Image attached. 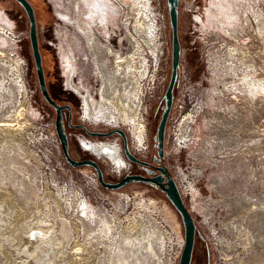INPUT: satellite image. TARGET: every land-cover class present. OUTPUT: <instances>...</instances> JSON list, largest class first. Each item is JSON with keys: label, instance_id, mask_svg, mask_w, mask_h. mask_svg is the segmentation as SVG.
I'll use <instances>...</instances> for the list:
<instances>
[{"label": "rangeland", "instance_id": "obj_1", "mask_svg": "<svg viewBox=\"0 0 264 264\" xmlns=\"http://www.w3.org/2000/svg\"><path fill=\"white\" fill-rule=\"evenodd\" d=\"M29 1L36 11L40 50L48 88L60 100L68 99L67 101L73 106L74 112L78 111L82 96L80 95L79 98L78 94L70 87L71 83L77 84L79 87L82 86L81 88H89L93 93H96L100 78L96 74L94 61L87 50L86 41L68 20L73 17V0ZM149 1H152L150 5L153 7L151 18L154 19V25H158H155V36L153 37V44L157 45L158 50L150 48V45L136 35L144 47L143 50L145 49L147 65L145 73L139 79V83L142 84L140 111L143 112L144 108L149 107L150 104L153 106L147 119L151 123L148 126L151 154L144 158L138 157L147 162L151 161L157 152L154 136L162 115V108L158 109L161 101L159 98L163 97L162 94H165L169 84L172 62L167 0ZM123 7L128 11L123 14V18L128 24H130V20L141 16L138 11V13L130 15L131 5H123ZM178 10L182 55L176 82V97L166 125L163 162L169 168L170 173L176 177L175 181L185 194L183 196L185 203L197 223L192 264H229L230 261L232 262V260L227 261L223 255L222 243L229 242L230 235L219 220L228 219L230 222L237 223L243 218L246 219L245 222L248 226H251L253 222L257 223L254 225L257 230L253 229L257 235L259 234V245L253 248L252 253L247 252L249 256L253 254V261L250 259L251 261H245L244 264L264 263V227H262L264 226V210H261L262 208L257 211L251 209V201L261 207L264 203V0H179ZM59 14L66 15V18ZM116 14L118 18L121 16H119V12ZM0 20V24L5 28L4 32L0 31V146L7 145V148L15 147L17 150V144L21 145L23 155L19 156L22 157L23 162L25 161L30 166L32 157L24 152L32 151L35 143L32 139L33 142L29 141L27 137L30 138V134L34 138L40 136L41 131L44 130L43 122L45 123V121L43 119L46 121L51 119L54 112L46 105L39 90L29 39L27 14L16 1L0 0ZM99 26L96 28L97 32L105 40L107 31H101V26ZM122 32L126 39L124 47L128 46L129 51L128 49L127 51L130 53L134 47L133 40L127 35L125 28ZM62 44L67 45L66 49L68 46L73 47L76 53L82 73L75 78L70 79L71 71L64 62L67 50L61 48ZM150 44L154 48L152 41ZM8 55L9 58L17 56L24 67V81L29 97L18 104L16 101L19 88L16 85L19 86V84L13 79L16 63L13 68V60L7 59ZM232 60L237 62L238 67L232 63ZM148 66H150V70ZM247 73L251 74L256 79V83L261 85V90H251L248 86H243L242 75ZM60 96L64 98L62 99ZM15 103L17 109L13 110L16 107ZM184 106L185 108H183ZM12 112L13 114H8ZM3 115H9V118H5ZM190 115L192 117H189L190 122L187 124L186 120ZM68 148L70 155L75 158L72 146L70 145ZM0 153L4 157L7 155L3 148H0ZM9 156L6 159L12 157V155ZM6 159L0 158V162H6ZM12 159L14 158L12 157ZM83 159L95 158L87 155L81 160ZM27 160L30 161L27 162ZM139 167H134V172L130 173L142 174ZM87 168L89 167L66 168L70 172L66 170L67 173L61 174L58 185L72 188L74 184L72 181L75 179L84 186L90 176ZM35 170L37 171V168ZM103 173L106 181H119L112 180L105 172ZM44 174L49 177L48 183L51 185L53 181L49 173L44 172ZM10 175L8 172L6 179L9 181ZM17 176L16 173H13L12 183L14 184L12 187L10 183H8L9 185L0 183V188L10 189L11 193H17L18 189L22 190L20 184L18 187L16 186L18 181L14 182ZM39 185V183H34L33 194L38 192ZM46 189L45 187L44 191ZM76 189L79 190L77 185ZM84 189L93 204L87 202L85 206H81L82 197L77 194L74 206H70L62 200L63 203L62 201V204L58 203L60 206L58 207L50 200L46 206L43 204L47 210L43 205L38 208L46 211L52 209L54 215L61 213L62 218L66 219V229L71 228L70 223H67L70 219L78 222L77 216H82V210L85 211V214L87 213V217L93 220L97 219L95 215L104 212L110 217L118 218V223L136 213L144 214L145 218H151L159 226L162 224L167 237H165L166 247L161 252L163 259L158 260L154 257L155 264H171L168 256L171 254V257L176 250V243L183 244L184 228L180 216L159 188H148L136 182L113 191L104 187H102V192L94 189L91 191L86 187ZM49 190L51 191V189ZM51 192L56 197L57 193L53 190ZM13 194L8 192L7 196ZM227 195L242 198L241 201L244 202L236 201L238 203L235 202L234 205L233 202L228 201L224 202V205L218 206L216 202L224 201ZM34 196L31 197L34 199ZM125 199L129 202V207L125 212L119 214L117 206L121 209ZM13 203L15 202L12 201L11 205ZM32 205L33 203L31 207ZM18 206L23 207L24 205L20 203L17 206H11L10 210L18 209ZM89 206L94 210L91 209L88 212L86 207ZM253 214L254 216H252ZM259 224L262 226L259 227ZM154 232H157L156 227ZM75 233L71 238L72 241L75 240L74 237L79 236L81 243H86L89 234L86 237L83 233L80 235ZM25 240L33 250L39 244L30 237L28 239L26 237ZM78 246L73 247L69 253L72 258L74 255L77 256L76 261L74 260L72 263L73 259L64 258L66 264H79L84 259L83 257L86 259L89 257L90 263L86 262L85 264L106 262L102 259L104 254L98 251L105 249L100 244L92 248H89L90 245L84 244H81V247ZM229 251L235 252L236 250ZM60 257L62 258V255ZM21 259L24 260V263H15L14 258H12L13 261H10L0 255V264H6L7 261L11 264H39L35 259L29 257L27 259L21 257ZM151 263L154 262L151 261Z\"/></svg>", "mask_w": 264, "mask_h": 264}, {"label": "bare ground", "instance_id": "obj_2", "mask_svg": "<svg viewBox=\"0 0 264 264\" xmlns=\"http://www.w3.org/2000/svg\"><path fill=\"white\" fill-rule=\"evenodd\" d=\"M118 2H120L122 6L131 5V14H130L131 16L133 15V13L135 14L137 11L141 13L140 17H136L134 20H130L129 29L131 30V25H132L133 30L139 33V37H142L145 43L150 45V48L156 50L157 45L153 44V37L155 36V25L156 24L154 25V19L151 18V15H152L151 11L153 10V7L150 5V1L149 0H143V1L142 0H118ZM107 5L109 8L106 11H104L101 15L103 14H105L106 16L111 15L112 13L111 5L112 4L108 1ZM121 9L123 10V7ZM94 13L100 14V10H95ZM122 18L123 16L121 15L120 19ZM83 22L86 23L85 21ZM4 29L5 28L0 24V31L4 32ZM129 29L126 28V31L129 32ZM5 31L7 32V30ZM134 36L136 37V34H134ZM151 41H152L154 48L150 44ZM136 42L137 44L134 46V49H133L134 51L132 53H129L125 59V67L123 68V71L118 76H116L114 80L111 81L110 90H112V92L117 91L118 93H120V90L127 89V85H126L127 78H128V74L131 71H132V74L139 76V77H140V73L141 74L145 73V69L147 66L145 54H144L145 49L143 50L144 47H142L138 38H136ZM9 57L10 56L8 55L7 59L13 60L12 61L13 68L16 63V66H15L16 71L14 74L15 77H13V79L19 84V86L16 85L19 88V90H17V101H16V103L18 104L22 102L23 99L26 100L29 97L27 86L24 81V67L22 65V61L17 56H11L12 59ZM232 63H234L235 66L238 67V64L236 61L232 60ZM65 65L67 66V61H65ZM242 83H243V86H248V88H250L251 90H261V85L257 84L256 79L249 73L242 75ZM81 91H84V90H81ZM75 92L79 96L80 95L83 96L78 91H75ZM136 96H137L136 90L133 87H130L128 89V99L130 100L131 105H128L127 107H122L119 104L120 102L118 103L117 100L111 101V100L106 99L104 101L106 104L103 102H99L96 104L95 100H93L90 96L86 95L85 100L83 99V111H84L85 116L88 117L91 122L100 123V124L104 123L108 125H113V124H111V122H105L101 119L111 118V120L114 121V124L117 125L118 122L122 119L121 115H123V117L126 118L125 122L127 123V125L125 127V124L121 123L120 125L117 126V128L121 127L122 129H124L125 131L127 130L130 134L133 135L132 137L134 139L133 141H134L135 149L139 151V152L135 151V153H137L136 155L138 154L147 155L148 151L146 149L149 145V142H148L149 139L147 137L148 128L146 124L144 123V115L142 113L141 114L139 113V108H138L139 104L135 100ZM123 102L125 103L124 100ZM16 103L14 104L16 105V107H14L13 110L17 109ZM90 104H91V110L89 111L87 107L89 108ZM8 114H13V112L8 113ZM99 116L101 117V119H99L100 118ZM6 117L9 118V115L5 116V118ZM189 117H192V115L188 116L186 120L187 124L190 122ZM7 147H8L7 145L0 146V148L5 149L7 152L6 157H4L3 154L0 153V158H2L3 160V159H6L7 157H10L9 155H12L14 159L11 160L12 158L11 157V158L6 159V162L5 161L0 162V183H6L7 185H9L8 183H10L12 187L14 184L12 183L13 173H16L18 176L15 179V181L14 180L13 181L16 182L17 180L18 182L16 186L18 187V184H20L22 186V190L18 189L17 193L13 192L14 193V194L12 193L13 195H8V196L13 202H15L11 206H17L20 203L23 204L24 206L23 207L21 206V208L23 209V210L21 209L23 213L20 215L21 219H23V222L17 219L16 224H14V226L11 228V233H10L9 230L7 229V224L9 223L10 225H13V222H10L11 220L5 219V215L8 212H6V209L3 206V203L5 204L8 198L4 197L5 198L4 201H3V198L0 201V255L4 257L6 260L10 259V261H13L12 258H14L12 256L14 252L11 250L13 248V245L9 244L11 243V239H12L11 237L13 234L15 237L19 238V240H21V238L26 239L27 237L28 239L30 237L32 240H36V243H39L35 247L36 248L35 250L29 247L26 240L24 241V244H23L24 247L20 245V248H19L18 246L19 250H21L22 248H25L22 251L21 257H24L25 259H27V257H29L30 259H35L39 264H66V262L64 261V258L72 259L71 254H69L70 250L73 249V247L78 246V245L81 247V244L88 245V246L90 245L89 248H92L93 246L100 244L101 247L105 248L104 250H100V249L98 250L100 253L104 254V256L102 257L103 261L106 260V262H98L99 264H144V263L155 264L156 259L159 260L162 257L161 252L166 247L167 237L165 235V232L159 226V224L156 223V221H153L149 217L145 218L143 216L144 214L142 215L141 213L139 214L136 213L132 216H128L126 219H123V221L120 220L118 223L117 222L118 218L115 219L114 217H110L108 216L107 213L100 212L97 215H95L97 216V219L93 220L87 217L86 215L87 213L85 214V211L82 210L81 212L82 216H77L78 222H76V220H72L69 218L70 220L67 223H70L71 228L66 229V225H65L66 219L62 218L63 215H61V213L60 215H54L52 214V211H51L52 209H49L47 207L49 210L46 211L47 209L45 208V206L47 202H49L50 200L53 201L52 204H56L58 207H60L58 203H61L62 200L66 202L68 205L74 206L75 205L74 201L76 202V199H75L76 195L81 194V190L80 189L75 190V192L73 193L71 191V188L58 185L57 180L56 181L52 180L53 182L51 183L52 185L51 187V185H49L48 183L49 177L45 176L44 174L45 166H43V164L41 163V160L39 159L37 155L34 154L33 151L24 152L29 157H32V162L30 160H27V162L30 161V166H29L27 165V163H25V161L23 162L21 159L22 157L19 156V155H23V153L21 152V147H22L21 145L17 144V147H18L17 150H15V147L11 149ZM119 149H120V146L117 144H105V143L101 144L99 142H95L93 143V148L91 151L96 156L104 157L108 161L118 162L120 166L124 167L125 160L122 158L120 153L118 154ZM13 151H15L16 153H14ZM96 162L98 163V161ZM35 168H37V171L35 170ZM8 172H10L11 174L10 181L6 179L8 177ZM50 178L52 179L51 176ZM53 179H54V176H53ZM34 183L40 184L37 189L38 192L36 194L32 193L34 192L33 191ZM45 187L47 189L44 191ZM48 188L51 189V191L53 190L54 192L57 193L56 197ZM178 188L179 190L181 189L180 186H178ZM2 190L3 188H0L1 193H2ZM180 192L184 196L183 191L180 190ZM1 193H0V198L4 196V194L2 195ZM18 193L20 197H18L19 196ZM32 195H35L34 199L31 197ZM241 199L242 198L227 195L224 198V201L222 200L217 201L216 204L218 206H221V205H224V202L226 203L228 201H231L235 205V202L239 201L240 203ZM32 203L33 205L31 207ZM40 205H43L44 209L46 210H43L42 208L39 209L38 207ZM11 206H9V210ZM81 206H85V205L81 204ZM251 206H252L251 207L252 210L257 211L259 210V208L260 209L262 208L261 210H264V203L261 207V206H258L256 202L251 201ZM140 208L142 209L141 206ZM243 208L244 207L242 206V209ZM19 209L20 208L18 209L16 208L15 210H11V211H16ZM91 209L92 207L90 208V206L86 207V210L88 212ZM12 214L13 212H11L8 215H12ZM252 216H254V214ZM245 220L246 219L243 218L242 221H239V222L237 221V223H234L232 221L230 222L228 219L219 220L222 223V225L225 227V229L227 230L228 234L230 235V237H228L230 238L228 239L230 241L222 243L223 245L222 249H224L223 250L224 257L227 259V261L232 260V262L230 261L229 264H244L245 261H249L250 259H252L253 261V254L249 256L247 252L252 253L253 248L256 245H259V240H258L259 234L257 235L254 230L256 229L254 228V225H256L257 223L253 222L254 224L252 223L251 226H248ZM206 221H209V220H206ZM261 226L259 224V227ZM119 227L120 229H118ZM155 227L157 230L156 233L154 232ZM22 232L26 233V235H23L24 237L20 235ZM75 232H77L79 235L80 233H83L84 235H86V237H88V234H89V237L87 238L88 240L86 239L87 244L84 242L81 243L79 236L74 237L75 240L72 241L71 238L74 236ZM74 241L75 243L73 244ZM260 244L262 245L261 241H260ZM260 248H262V246H260ZM229 250H233V251L236 250V251L230 252ZM61 255H62V258L60 257ZM74 257L76 259L77 256L74 255ZM83 258L84 259H82L80 263L78 262L79 264H85L86 262L90 263L88 259L89 257L87 259L86 257H83ZM59 259H61V261H58ZM78 259L80 261L79 257ZM97 259L99 260V258ZM151 261H153L154 263H151ZM259 264H264V263H259Z\"/></svg>", "mask_w": 264, "mask_h": 264}, {"label": "water", "instance_id": "obj_3", "mask_svg": "<svg viewBox=\"0 0 264 264\" xmlns=\"http://www.w3.org/2000/svg\"><path fill=\"white\" fill-rule=\"evenodd\" d=\"M14 1L18 2L21 5L28 17L29 39L34 59L39 90L44 100L55 110V129L66 161L74 168L82 166L93 167L97 173L100 185L106 189L119 190L130 183L136 182L150 183L160 188L166 194L170 204L174 207L175 211L180 216L184 228V245L178 264H192L196 244L197 223L193 214L190 212L188 206L186 205L183 195L181 194L175 182V179L169 172V168L165 163H163L161 166H157L156 170H158L159 173L156 175L147 176L143 174L128 173L117 182H109L105 180L103 170L101 169L100 165L95 161V159L76 160L70 155L68 148L69 141L67 138V134L64 130V123L62 121V110H70V106L58 104L49 93L39 44L38 22L32 3L29 0ZM167 4L169 13V23L171 28V76L166 92L164 94V108L162 110V115L157 126L156 135L154 136V140L157 146V152L154 156V161L164 159L165 157L166 125L174 102V87L178 80L179 67L182 55V46L179 38V0H167ZM87 132L92 136L101 137H106L113 134L120 135L124 142L125 155L131 162L147 167L151 165L150 162L139 159L130 151L127 135L124 130L113 129L109 132L104 133L89 131ZM149 172L153 173V170Z\"/></svg>", "mask_w": 264, "mask_h": 264}, {"label": "built area", "instance_id": "obj_4", "mask_svg": "<svg viewBox=\"0 0 264 264\" xmlns=\"http://www.w3.org/2000/svg\"><path fill=\"white\" fill-rule=\"evenodd\" d=\"M150 3H152V1ZM162 95L164 96V93ZM161 98L162 97H160L159 99L161 100ZM43 100H44V98H43ZM174 101H175V98H174ZM44 102L46 103L45 100H44ZM173 104H174V102H173ZM152 108H153V106H151V104H150L149 107L147 106L143 110L144 123L146 124L148 129H149L148 126H150L151 123L148 122L149 120H147V119H148L149 111L152 110ZM183 108H185V106ZM51 110L54 112V114L51 117V119H48L47 121L45 119H43L45 121V123L43 122L44 130L41 131L40 136H35V138H34V136L32 134H30V138L29 137H27V138L29 141H31V139L34 140L35 145L33 146L32 151L34 152L35 155H37L39 157V159L41 160V163L44 164L43 166H45V172L49 173V175L52 177L53 181L57 180V184H58L61 174L67 173L66 170L68 171V169H71V166L66 161V159L64 158V155L62 153L61 144H60V141H59V138L57 136L56 129H55L56 113H55L53 108H51ZM62 121L64 123V130L67 134L69 146L70 145L72 146L73 156L77 160H81L83 157H85L87 155L93 156L95 158V160L98 161L103 172H105V174L109 178H111L112 180L113 179L114 180H120L123 176H125L126 174L130 173L133 170V162H131L127 158V156L125 155L124 142H123V139L120 135L113 134L110 136L101 137V136H92L87 132V131H89V132L104 133V132H109L113 129H117V126L108 125V124H104V123L100 124V123L91 122L89 120V118L86 117L84 114L82 98H80V106H79L78 111H75L73 115H71L69 110H66V109L62 110ZM126 133H127L126 135H127L129 149L136 156L137 153H135V151L136 152H139V151H137V149H135L134 141H133L134 139L132 137L133 135L130 134L127 130H126ZM149 135L150 134L148 131L147 137L149 139L148 140L149 145L146 149L148 151L147 155H139L138 154V157L144 158V157H148L151 154L150 136ZM31 142H33V141H31ZM95 142H99L101 144L105 143V144H117V145H119L120 149L118 151V154L120 153L122 158L125 160L124 167L120 166V164L118 162L108 161L104 157L96 156L91 151L93 148V143H95ZM66 168H68V169H66ZM87 169L90 173V176L85 181L84 186L81 185L80 183H78L75 179H74V181H72L74 184L73 185L71 184L72 185L71 191L73 193L75 192V190H77L76 185L78 186V189L81 190L80 196H82L81 200H83L81 202V204H83V205H85L87 202L92 203L90 201L88 193L86 194V190L84 189L85 187L91 191L94 189V190H97L99 192L100 191L102 192V186L99 183L98 176H97L95 169H93L92 167H89ZM68 172H70V171H68ZM53 176H54V179H53ZM104 177H105V175H104ZM2 191L3 192L1 194L2 195L4 194V196L0 198V201L2 198H3V200L5 198L10 199L9 196H7L8 192H10V190L9 189H3ZM11 202H12V200L10 199L8 202H5V204L3 205L4 208L6 209V212H9L5 215V219L11 220L10 222H13V225H10L9 223L7 224V229L9 230L10 233H11V228L14 226V224H16L17 219L19 221L23 222V219H21V216H20L23 213L21 210L22 208L19 207L20 209L16 210V211L9 210V206H11ZM122 205H123V207L121 209L117 206V209H119V210L118 211L116 210V211L119 214L125 212L128 209L129 202L126 201V199H125V201H123ZM98 208L101 209V207H98ZM11 212H13V214L8 215ZM161 223H163V222H161ZM160 226L162 229L165 230V228L162 224H160ZM20 235L23 236L24 233H21ZM11 238H12L11 243H9V244L13 245V248L11 250L14 252L12 256L14 257L15 263L16 262L24 263V260L22 261V259H21L22 251L24 250V248L19 250L18 246L22 245V247H24L23 244H24L25 238L24 239L21 238V240H19V238L14 236V234L12 235ZM183 245H184V241H183V244L182 243L180 244L179 242L175 244L176 250L172 253L171 257H170L171 254L168 256V259L170 258L169 260H171V264H178L179 259H180V255H181V252L183 249ZM72 259H73V263H74V260H75L74 256ZM166 263H167V260H166ZM6 264H11V263H9L7 261Z\"/></svg>", "mask_w": 264, "mask_h": 264}, {"label": "flooded vegetation", "instance_id": "obj_5", "mask_svg": "<svg viewBox=\"0 0 264 264\" xmlns=\"http://www.w3.org/2000/svg\"><path fill=\"white\" fill-rule=\"evenodd\" d=\"M108 1L113 5V6L111 5L112 13L110 16H106L105 14L101 15L104 11H106L109 8L107 5ZM72 2H73V6H72L73 17L68 20L71 21L72 25L74 26V29L86 41L87 50L89 51V54L91 55V58L94 61L93 63L95 66L96 74L100 78V84H99V87L96 93L95 92L93 93L92 91H90L89 88L88 89L81 88L82 86L79 87L77 86V84H74V83H71L70 87L73 90L81 93L83 95L82 98L84 100H85L86 95L90 96L93 100H95L96 104L99 102L105 103L104 101L106 99L111 100V101L117 100L118 103L120 102L119 104L122 107H127L128 105H131L130 100L128 99V89L130 87H133L137 93L135 100L139 104L138 105L139 113L143 114V112L140 111L141 103H139L141 102V97H142V92H141L142 84L139 83V79H140L139 76L132 74V71H131L128 74V78H127V84H126L127 89L120 90V93H118L117 91L112 92V90H110L111 81L114 80L116 76H118L123 71V68L125 67V59L127 55L129 54L128 53L129 47L128 46L124 47L125 46L124 41L126 39L124 38V33L122 32V30L123 28H125V30L126 28L129 29L130 25L127 22H125V18L120 19V17L119 18L116 17L117 16L116 13L119 12V15L123 16V14H126L128 11L125 9V7L122 6L120 2H118V0H73ZM122 7H123V10L121 9ZM95 10H100V14L94 13ZM210 10H211V7L209 11ZM35 14H36V11H35ZM59 15L61 17L66 18V15H63V16L62 14H59ZM83 21H85L86 23H84ZM98 25L101 26V27L99 26L101 31H107L105 32L106 33L105 40H103L97 32L96 28L98 27ZM134 34L139 36V33L135 32L131 25V30L129 29V32L127 31V35H129L130 38L133 40V46L137 44L136 42L137 37H135ZM65 46L67 45L62 44L61 48L63 49L65 48ZM66 50H67V52L65 53L66 59L64 60V62L67 61V66L69 70L71 71L70 73V79H71V78H75L76 76L80 75V73L82 72H81L79 61L77 60L74 48L73 47L70 48V46H68ZM148 67H149L148 69L150 70V66ZM141 75L142 74L140 73V76ZM82 89L84 91H81ZM49 93L58 104L69 105L70 106L69 112L71 113V115L74 114L73 106L69 103V101H67L68 99L64 101L60 100L59 98L56 97L55 93L52 92V90H49ZM60 98L63 99L64 97L60 96ZM123 100L125 101V103L123 102ZM46 105L52 108L47 102H46ZM87 109L89 111L91 110V104L89 108L87 107ZM121 118L122 119L118 122L117 125L114 124V121L111 120V118L101 119L100 117L99 119L105 122H111V124H113L114 126H118L121 123H123L125 124V127H126L127 125V123L125 122L126 118H124L123 115H121ZM120 129L122 128L120 127ZM124 132L126 133L125 130ZM136 157L138 156L136 155ZM149 162L151 164L150 166L147 167L144 165H140L139 167L140 172L148 176H153V175L158 174L159 172L158 170H156L157 166H161L164 163L163 159L154 161V157ZM152 170H153V173L149 172ZM175 178L176 177H174V179ZM177 185L180 186L179 184Z\"/></svg>", "mask_w": 264, "mask_h": 264}, {"label": "trees", "instance_id": "obj_6", "mask_svg": "<svg viewBox=\"0 0 264 264\" xmlns=\"http://www.w3.org/2000/svg\"><path fill=\"white\" fill-rule=\"evenodd\" d=\"M18 3V2H17ZM19 4V3H18ZM20 5V4H19ZM21 6V5H20ZM176 89H177V83H176V85H175V87H174V98L176 97ZM161 109L162 108V110H163V108H164V96L161 98V101H160V103H159V105H158V109ZM152 110H153V108H152ZM152 110H151V112H152ZM154 144H155V147H156V142H155V140H154ZM134 167H139V165L138 164H135V163H133V170L131 171V172H134ZM139 183H141L142 184V186H145V187H151V188H158L157 186H154V185H152V184H150V183H143V182H139ZM160 189V188H159ZM161 190V189H160ZM161 192L164 194V196H165V198H166V200L169 202V200H168V198H167V196H166V194L161 190ZM170 203V202H169Z\"/></svg>", "mask_w": 264, "mask_h": 264}]
</instances>
